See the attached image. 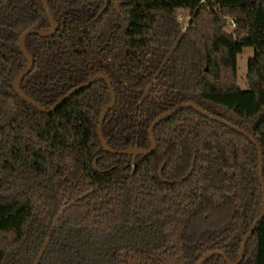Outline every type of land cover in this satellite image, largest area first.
<instances>
[{
	"label": "trees",
	"instance_id": "trees-1",
	"mask_svg": "<svg viewBox=\"0 0 264 264\" xmlns=\"http://www.w3.org/2000/svg\"><path fill=\"white\" fill-rule=\"evenodd\" d=\"M120 2L121 18L113 9ZM47 0L49 37L29 35L21 91L50 109L92 77L103 80L52 113L14 91L27 66L18 43L47 32L42 0H0V264L230 262L258 217L264 181V0ZM189 18L183 28L179 13ZM233 27L231 32L227 28ZM247 61L238 87L237 56ZM95 162V165H94ZM204 264H227L220 256ZM240 264H264V216Z\"/></svg>",
	"mask_w": 264,
	"mask_h": 264
},
{
	"label": "water",
	"instance_id": "water-1",
	"mask_svg": "<svg viewBox=\"0 0 264 264\" xmlns=\"http://www.w3.org/2000/svg\"><path fill=\"white\" fill-rule=\"evenodd\" d=\"M42 6H43V10L47 16V19L49 21L50 24V29L47 32H42V31H37V30H28L25 33H23L19 39V49L21 54L25 57L26 61H27V66L24 69V71L22 73H20L14 80L13 82V89L15 91V93L21 98L23 99L26 103H28L29 105L35 107L38 111L42 112V113H52L53 111H55L60 105H62L66 100H68L72 95L76 94L77 92L91 86L92 84H94L95 82H97L98 80H103L106 85L108 86V89L110 91V103L103 109L101 116L99 118L98 121V128H97V135L99 138V142L103 148V150L107 153H111V154H117V155H149L152 152H154L155 148H156V143L153 137V129L154 127L163 119L168 118L176 113H178L179 111L185 109V108H191L193 110H195L197 113L201 114L202 116H204L205 118L219 123V124H223L224 126L236 130L237 132L247 136V134H245L243 131L237 129L236 127L232 126L231 124L224 122L218 118L212 117L209 114H207L205 111H203L200 107H198L196 104L194 103H185L182 105H179L178 107H176L174 110L168 111L163 113L162 115H160L159 117L155 118L154 121L152 122L150 128H149V140H150V144L151 147L149 150H138V149H128V150H119V151H111L109 150V148L106 146V143L103 140L102 137V124L103 121L105 120V117L107 115V113L109 112V110L115 105V101H116V96L115 93L113 91L110 79L106 76V75H97L92 77L89 81H87L85 84L71 90L70 92H68L62 99H60L53 107H51L50 109H44L41 106H39L37 103H35L32 99H30L29 97H27L20 89V84L21 81L23 80V78L31 71L32 67H33V60L32 58L28 55V53L26 52L25 48H24V41L26 39L27 36L29 35H39L41 37H49L51 36L55 30H56V23L54 22L48 6H47V0H42ZM108 4H107V0H104V7L101 10V12L99 13V16H101L103 14V12H105L106 8H107ZM114 11L116 12L117 15H119L121 18H123V16L120 13V3L116 2L114 3L113 6ZM250 141L255 145L256 149H257V154H258V179H259V183H260V187H261V191H262V206H261V210L260 213L258 215V217L255 219V221L253 222L250 230L248 231V233L246 234L242 245H241V249L239 252V257L237 259L236 262H230V260L221 252L218 251H212L209 252L207 254H205L197 264H204L209 258L213 257V256H220L224 259V261L227 264H240V262L243 259L244 256V250H245V246L248 242V240L251 238L256 226L258 225V223L261 221V219L264 216V181H263V176H262V151L261 148L259 147L258 143L251 137ZM95 165V162H94Z\"/></svg>",
	"mask_w": 264,
	"mask_h": 264
},
{
	"label": "rangeland",
	"instance_id": "rangeland-1",
	"mask_svg": "<svg viewBox=\"0 0 264 264\" xmlns=\"http://www.w3.org/2000/svg\"><path fill=\"white\" fill-rule=\"evenodd\" d=\"M179 19L180 22L184 27L187 26V23L189 21V18L187 16L186 12H180L179 13ZM232 25L229 26L226 30L227 32H231L232 30ZM253 55V49L251 48H245L243 52L237 56V80L236 83L238 87L242 90L246 89V71H247V61L249 58H251Z\"/></svg>",
	"mask_w": 264,
	"mask_h": 264
},
{
	"label": "built area",
	"instance_id": "built-area-1",
	"mask_svg": "<svg viewBox=\"0 0 264 264\" xmlns=\"http://www.w3.org/2000/svg\"><path fill=\"white\" fill-rule=\"evenodd\" d=\"M230 24L233 26V23L230 22Z\"/></svg>",
	"mask_w": 264,
	"mask_h": 264
},
{
	"label": "flooded vegetation",
	"instance_id": "flooded-vegetation-1",
	"mask_svg": "<svg viewBox=\"0 0 264 264\" xmlns=\"http://www.w3.org/2000/svg\"><path fill=\"white\" fill-rule=\"evenodd\" d=\"M114 3H116V2H114ZM119 3H120V2H119ZM113 6H114V4H113ZM113 6H112V7H113ZM123 19H124V18H123Z\"/></svg>",
	"mask_w": 264,
	"mask_h": 264
}]
</instances>
